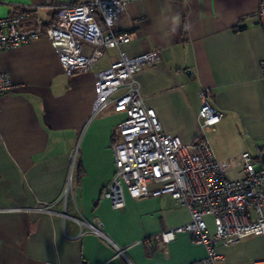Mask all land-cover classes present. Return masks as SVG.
Returning <instances> with one entry per match:
<instances>
[{
	"label": "crops",
	"instance_id": "1",
	"mask_svg": "<svg viewBox=\"0 0 264 264\" xmlns=\"http://www.w3.org/2000/svg\"><path fill=\"white\" fill-rule=\"evenodd\" d=\"M86 1L0 0V17L37 7L50 24L60 6ZM259 1L130 0L113 27L127 32L129 42L104 48L90 70L71 76L46 37L0 50V71L15 85L0 94V264H205L204 245L187 232L168 243L152 240L147 253L145 238L191 221L187 206L170 194L133 199L126 193L118 209L101 196L114 171L112 142L124 113L112 103L93 113L95 74L121 51H155L157 61L135 75L144 104L163 132L184 144L205 138L222 172L240 177L242 153L259 168L264 147ZM201 91L223 113L212 127L202 128L198 119ZM45 206L50 210H39ZM75 219L100 234L80 230ZM217 250V264H252L264 257V234Z\"/></svg>",
	"mask_w": 264,
	"mask_h": 264
},
{
	"label": "built area",
	"instance_id": "2",
	"mask_svg": "<svg viewBox=\"0 0 264 264\" xmlns=\"http://www.w3.org/2000/svg\"><path fill=\"white\" fill-rule=\"evenodd\" d=\"M129 1L89 0L62 5L56 21L50 24L43 22L37 7L0 17V50L46 37L66 75L88 71L103 56L104 48H119L129 42L127 32L118 33L113 28ZM256 14L264 34V0L259 1ZM157 59L155 51L131 56L121 51L107 68L95 74L93 113L111 103L115 111L124 113L112 142L114 171L101 196L118 209L124 206L126 193L133 199L170 194L177 203L187 206L191 221L143 241L168 243L177 233L187 232L204 245L203 262L217 264L221 259L217 245L227 246L247 236L264 234V167L256 168L250 154L244 152L241 176L229 178L205 138L184 144L178 135L163 132L155 110L144 104L135 78L136 73ZM260 68L264 79V54ZM14 86L9 75L0 71V94ZM200 96V125L212 127L223 113L212 106L206 91H201ZM70 179L71 175L68 183ZM68 183L63 196L67 195ZM39 210L49 211L50 206ZM205 216L213 217L212 234ZM75 221L80 230L85 227L100 234L94 224ZM252 264H264V257Z\"/></svg>",
	"mask_w": 264,
	"mask_h": 264
},
{
	"label": "trees",
	"instance_id": "3",
	"mask_svg": "<svg viewBox=\"0 0 264 264\" xmlns=\"http://www.w3.org/2000/svg\"><path fill=\"white\" fill-rule=\"evenodd\" d=\"M57 14H58V10L56 12V16H55L54 22L57 19ZM261 150L263 151L264 150V147H262ZM152 242H153L152 240L143 241V245L145 246V249H146V251H147L148 254L154 249V246L152 245Z\"/></svg>",
	"mask_w": 264,
	"mask_h": 264
},
{
	"label": "water",
	"instance_id": "4",
	"mask_svg": "<svg viewBox=\"0 0 264 264\" xmlns=\"http://www.w3.org/2000/svg\"><path fill=\"white\" fill-rule=\"evenodd\" d=\"M259 159H260L261 165L264 167V150L260 152Z\"/></svg>",
	"mask_w": 264,
	"mask_h": 264
},
{
	"label": "rangeland",
	"instance_id": "5",
	"mask_svg": "<svg viewBox=\"0 0 264 264\" xmlns=\"http://www.w3.org/2000/svg\"><path fill=\"white\" fill-rule=\"evenodd\" d=\"M204 219H205L206 222H207L208 224H210V225H211V222H213V217H212V216H205Z\"/></svg>",
	"mask_w": 264,
	"mask_h": 264
}]
</instances>
